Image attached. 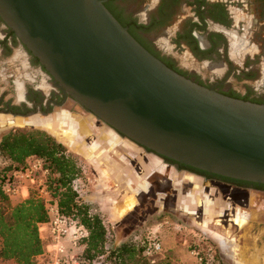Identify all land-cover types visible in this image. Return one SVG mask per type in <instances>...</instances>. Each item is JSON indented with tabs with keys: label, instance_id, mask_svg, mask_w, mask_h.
<instances>
[{
	"label": "water",
	"instance_id": "95a60500",
	"mask_svg": "<svg viewBox=\"0 0 264 264\" xmlns=\"http://www.w3.org/2000/svg\"><path fill=\"white\" fill-rule=\"evenodd\" d=\"M0 17L58 87L119 137L177 164L264 185V104L169 68L105 1L0 0Z\"/></svg>",
	"mask_w": 264,
	"mask_h": 264
},
{
	"label": "flooded vegetation",
	"instance_id": "af4514ba",
	"mask_svg": "<svg viewBox=\"0 0 264 264\" xmlns=\"http://www.w3.org/2000/svg\"><path fill=\"white\" fill-rule=\"evenodd\" d=\"M103 1L121 24L123 23L129 32H133L132 35L169 68L201 86L226 96L264 104V92L256 91V87L264 88V0ZM68 103L89 115V112L58 87L51 74L0 17V124L2 117L6 115L34 118L52 112H67L57 109L59 107L63 109ZM76 114L82 116L80 113ZM95 121V125L103 128L100 121L97 119ZM4 131L0 125V134ZM132 145L141 152L146 151L142 147ZM108 158L115 161L120 159L113 153L109 154ZM163 160L166 165L162 163L158 169L149 171L166 168L165 173L159 174L160 176L166 175L168 180L179 178L180 184H174L180 185L176 187L175 197L180 198L179 190L183 198L201 188L204 192V188L209 189V185H212L213 194H205L217 204L215 211L217 214L211 217L210 224L227 230L229 225H233L230 222L232 216H235L234 221L239 223L237 211L245 212L248 215V223L243 228L251 225V222L254 228L249 232L248 238L244 237V233L237 240L233 237L235 244L238 246L241 240L240 244L243 246L246 238L250 240V245L257 240L258 246L262 247L264 199L263 206L255 202L252 204L251 195L255 193L264 198V186L211 175L165 158ZM141 161L148 163L146 157L141 158ZM138 167L136 166V169ZM155 175L158 174L152 173L148 180ZM190 177L195 178L202 187H196L195 183L188 179ZM158 184L150 183L151 195L156 193L158 189L156 186L162 188ZM188 184H193L195 189L186 192ZM202 195L204 196L203 193ZM144 196L140 195L139 207L142 208L148 204ZM220 205L224 208L223 216L219 214L223 209L219 208ZM251 207L257 208L259 213L257 217H254L255 213ZM194 209L197 213L202 211V216H205L204 208L195 206ZM134 212L139 214V209ZM227 223L230 224L227 226ZM125 224L126 222L120 229H123ZM212 238L225 263L231 264L233 260L236 262L239 259L240 251L230 260L227 257L229 252L222 249L216 234ZM260 255L262 258L263 254Z\"/></svg>",
	"mask_w": 264,
	"mask_h": 264
},
{
	"label": "trees",
	"instance_id": "16d2710c",
	"mask_svg": "<svg viewBox=\"0 0 264 264\" xmlns=\"http://www.w3.org/2000/svg\"><path fill=\"white\" fill-rule=\"evenodd\" d=\"M34 159H42L51 169L49 188L62 214L79 220L89 232L83 243L84 264H173L168 259L158 261L159 255L145 257L148 240L140 245L126 243L110 249V232L103 218L81 201L80 193L73 187L75 181L83 184L85 179L81 163L63 144L39 130H15L0 140L1 261L37 264V258L45 251L46 242L40 232L49 221L45 202L33 191L25 201L13 204L4 191L12 173L27 167Z\"/></svg>",
	"mask_w": 264,
	"mask_h": 264
},
{
	"label": "rangeland",
	"instance_id": "374dc122",
	"mask_svg": "<svg viewBox=\"0 0 264 264\" xmlns=\"http://www.w3.org/2000/svg\"><path fill=\"white\" fill-rule=\"evenodd\" d=\"M258 84V83H257ZM257 92H264V88L260 89V87H256ZM63 110L68 111L70 113L76 114L80 113L84 118H88L91 115L83 113L78 107L72 106L71 103L66 104V106L63 107ZM60 113H55L54 115H57ZM77 115V114H76ZM51 116V117H52ZM46 120H36V121H23V124L21 126H31V127H25V128H18V127H9V128H3L5 130L3 133L0 134V140L3 135L10 133L11 131L15 130H40L42 128L35 126L34 123L38 121H47ZM3 122V119L1 120V123ZM94 124V123H92ZM96 124V121H95ZM2 126V124H1ZM36 127V128H35ZM105 131L109 130L107 127L102 126ZM40 128V129H37ZM7 129V130H6ZM47 133V131H46ZM49 133V132H48ZM56 139V138H55ZM58 141V139H56ZM86 143L88 146H91L95 141L97 142V138L94 139L91 137L85 138ZM63 141L59 140L58 142L61 143ZM122 142V140L120 139ZM129 142V141H128ZM123 143V142H122ZM130 143V142H129ZM61 144L64 145V142ZM133 144V143H131ZM119 144H116L117 146ZM65 146V145H64ZM66 147V146H65ZM68 152L74 155L79 162L81 163L84 173H85V179L83 180V184H81L80 187V195H81V201L83 203L89 204L91 207V210L93 213H96L100 215L105 225L107 226L109 232H110V242L108 247L110 249H116L122 246L126 243H136L137 245L142 244L144 241H147L149 239H159L163 243V253L158 256V261L168 259L173 264H183V260L185 262H194L195 264H199L197 259L192 255V251L195 249L200 251L202 256L209 262V264H227L223 261L222 256L220 254V250L218 249L217 244L214 243V240L212 236L216 234V237L219 238H229L231 242L235 244V240L233 237L237 240L241 236V234L244 235V237H249V232L253 230L254 225L253 222H251V225L246 226L248 223V215L244 212H241L238 210V217L240 218L238 221H234L235 216H232L233 218L230 220L233 225L238 226H231L230 223H227L228 229L226 230L224 227L221 226H213L210 223L212 222L211 217H213L215 214H217L216 206L217 204L209 198V196L205 194H213L214 191H212L211 187L212 185H209V189L204 188V192H202V188L198 191H192L188 193L186 196L181 198V192L179 190L180 198L175 197V190L176 187L175 183L180 184V179L175 178L172 180H168V176H160L155 175L152 178H150L147 181V178L152 173H159L163 174L166 171L165 169H161L159 171H147L144 167V175L142 177L137 176L138 182L136 184V189L134 191L138 192L140 191L141 194L145 195L144 199L148 202V204L142 208L139 207V204H137L136 209H139V214L135 213L133 210L131 215L128 216L126 219V224L124 225L126 228L119 232L120 228H116V232L113 230V225L111 221V217L108 218L106 215L103 214L102 210L95 204V202H91L89 200L90 195H96L97 194V185L99 184L96 178V171L93 170L91 167L92 165L86 162L85 158L78 153L72 151L69 147H66ZM136 157L139 159L141 156L139 154L136 155ZM141 161V158H140ZM91 165V166H90ZM136 166L138 167V162H136ZM92 173H94L96 176H94ZM159 181H165V184L157 183ZM150 183L152 185H161L162 188H158L156 190V193L151 195L150 191ZM108 187H113L112 182H108ZM201 186V185H200ZM198 186V187H200ZM191 187V188H190ZM202 187V186H201ZM160 189V190H159ZM163 189V190H162ZM165 189V190H164ZM189 189H195L193 184H188L186 188V192L189 191ZM209 190V192H208ZM211 190V191H210ZM204 196L202 195V193ZM147 193H150L149 195ZM197 194L198 197L203 198V201L201 202L200 207L204 208V215L202 216V211H199V213L195 212L192 213L187 205V198L189 196H193V194ZM149 198V199H148ZM207 198L209 200H207ZM123 198H119L118 204L116 205V208L120 209L123 205H126L122 201ZM180 202H179V200ZM263 197L257 196L255 193L251 195V201L252 204L255 202L258 205L263 206ZM16 202V200H13ZM140 203V202H139ZM194 203H197L196 200H194ZM153 204V205H152ZM179 206H181V210L184 211L187 214H184L180 209ZM125 207V206H124ZM219 208H223V206H219ZM224 209V208H223ZM223 209H221V212L219 213L221 216H223L222 212ZM251 209L254 210V217H257L259 213H257L256 207H251ZM201 210V209H199ZM197 215V216H190V215ZM220 216V217H221ZM199 217V218H198ZM203 218H205L203 220ZM110 219V220H109ZM255 219V218H254ZM203 220V221H202ZM202 221V222H201ZM124 222V223H125ZM243 222V223H241ZM219 224V222H218ZM123 226L120 225V227ZM240 227V228H239ZM241 238V237H240ZM245 244L241 246L240 240L238 246V252L240 251L239 259L236 260V262L233 260L231 264H238L237 261H239V264H264V259L262 260L264 256V244L262 247L258 246V241L256 240L253 245H250L251 242L248 239H244ZM2 245V240L0 239V247ZM236 245V244H235ZM253 248V249H252ZM252 249V250H251ZM237 252V253H238ZM250 252H253V254H250ZM255 253V254H254ZM262 258H261V255ZM258 254V255H257ZM104 259V258H103ZM103 261V260H100ZM0 264H12L10 261L3 262L0 260Z\"/></svg>",
	"mask_w": 264,
	"mask_h": 264
},
{
	"label": "crops",
	"instance_id": "0c3cea01",
	"mask_svg": "<svg viewBox=\"0 0 264 264\" xmlns=\"http://www.w3.org/2000/svg\"><path fill=\"white\" fill-rule=\"evenodd\" d=\"M99 146L100 147L96 150L88 148L86 152H82V154L80 153L79 155H82L85 158L86 162L92 165L91 168H94L93 170L96 171L95 174L97 176L94 173L92 174L96 176L97 180H99V184H96L98 186L97 194L94 196L90 195L88 198L91 202L93 201L95 202V204H97L104 215H106L108 218H112V225L114 224L113 230L116 232V228H120V225H122L126 221L128 216L132 214L131 212L136 209V203L139 204L140 202L141 192L134 191L138 182L137 176L142 177L144 175V167L149 171V169H158L162 165V163L164 165L166 164L163 158L154 155L153 153H146V151L141 152L129 142L123 141L122 143L120 141V138L119 145L117 146H108L105 148L101 145ZM111 153L115 154L116 156H118V159H120L118 161L110 160V158H108V155ZM137 154L141 156L140 158L146 157L148 163L146 164L143 163V161H140L138 162L139 167L136 169L135 164L140 160V158L138 159L136 157ZM141 165H144V167H141ZM157 174L159 175V173ZM188 179L191 182H194L196 187L199 186V182L193 177H190ZM108 182H112L114 186L108 187ZM119 198H123L122 201L124 204L126 202V205H123L120 209L116 208V205L118 204L117 199ZM132 200L134 202V205H132V203L127 204V202H131ZM194 200H196L197 203H194ZM202 201L203 198L198 197L195 193L193 194V196H189V198H187V205L190 211L192 213H195L196 211L194 207L197 206L198 208L202 206ZM12 202L13 204H18L20 201L16 200V202H14L12 200ZM125 228L126 227L124 226V228L120 229L119 232H122ZM219 240L222 249L225 252H229L227 254V257H229L230 260L235 258L238 254L237 252L239 247L231 242L229 238L223 237L219 238ZM40 260V257H38L37 264H41ZM12 264L14 263L12 262ZM183 264L195 263L187 261L185 262V260H183Z\"/></svg>",
	"mask_w": 264,
	"mask_h": 264
},
{
	"label": "built area",
	"instance_id": "2783aa9c",
	"mask_svg": "<svg viewBox=\"0 0 264 264\" xmlns=\"http://www.w3.org/2000/svg\"><path fill=\"white\" fill-rule=\"evenodd\" d=\"M51 177L52 171L45 162L34 159L27 167L12 173L4 191L11 200L20 202L28 199L34 191L45 202L49 221L40 229L46 242L45 251L39 256L41 264H84L83 243L88 239L89 232L79 220L62 214L49 188ZM73 187L80 193L81 181H75ZM163 250V243L159 239H149L144 256L150 258L161 255ZM192 255L199 264H209L200 251L195 249Z\"/></svg>",
	"mask_w": 264,
	"mask_h": 264
},
{
	"label": "bare ground",
	"instance_id": "6f19581e",
	"mask_svg": "<svg viewBox=\"0 0 264 264\" xmlns=\"http://www.w3.org/2000/svg\"><path fill=\"white\" fill-rule=\"evenodd\" d=\"M57 110H63V109L62 107H59ZM54 113L55 112H52L51 114L45 116H36L34 118L31 117L26 120L15 119L11 117L8 118L2 117L3 122L1 124L3 128L31 127V126H21V125L23 124V121H31V120L36 121V120L48 119L47 121L35 122L34 125L42 128V130L44 129V131L46 130L47 133L49 132V134L55 137L56 139H58V141L62 140L63 137L62 142H64V145L66 147H69L72 151L78 154L80 153L82 154V152H86L88 148H91L92 150L93 149L96 150L100 147L99 145H101L104 148L108 146L114 147L116 144H119V138L122 140V142L123 141L128 142V140L119 137L114 132L119 138L115 136V134H113V131L111 129L110 130L112 132L108 130L105 131L103 128H100L97 125H95V119L92 116L88 118H84L79 115L72 114L68 111L67 112L63 111L60 114L52 116ZM103 126L105 125L103 124ZM87 137L93 138V141L95 138H97L98 140L97 142L95 141L93 144H91V147H89L85 140V138ZM131 203L132 205H134L133 200L131 202H127V204H131Z\"/></svg>",
	"mask_w": 264,
	"mask_h": 264
}]
</instances>
